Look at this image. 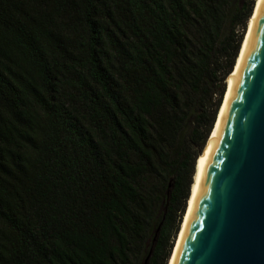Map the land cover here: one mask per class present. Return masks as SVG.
<instances>
[{
	"label": "trees",
	"instance_id": "16d2710c",
	"mask_svg": "<svg viewBox=\"0 0 264 264\" xmlns=\"http://www.w3.org/2000/svg\"><path fill=\"white\" fill-rule=\"evenodd\" d=\"M242 1L0 0V264H168Z\"/></svg>",
	"mask_w": 264,
	"mask_h": 264
},
{
	"label": "water",
	"instance_id": "95a60500",
	"mask_svg": "<svg viewBox=\"0 0 264 264\" xmlns=\"http://www.w3.org/2000/svg\"><path fill=\"white\" fill-rule=\"evenodd\" d=\"M248 25L172 264H264V0Z\"/></svg>",
	"mask_w": 264,
	"mask_h": 264
},
{
	"label": "bare ground",
	"instance_id": "6f19581e",
	"mask_svg": "<svg viewBox=\"0 0 264 264\" xmlns=\"http://www.w3.org/2000/svg\"><path fill=\"white\" fill-rule=\"evenodd\" d=\"M257 2H258V0H257ZM257 2H256V5H257ZM256 5H255V8H256ZM255 8H254V11H255ZM253 14H254V12H253ZM253 14H252V17L250 18L249 22L252 20V18H253ZM248 30H249V25H248L247 32H246V35H245V39H246V36H247ZM245 39H244V41H243L242 48H243V45H244ZM242 48H241V50H240V53H241V51H242ZM239 56H240V54H239ZM238 58H239V57H238ZM237 61H238V60H237ZM236 65H237V63H236ZM235 68H236V66H235ZM234 71H235V69H234ZM234 71H233V73L229 76V78L234 74ZM229 78H228V79H229ZM227 91H228V85H227ZM226 94H227V92H226ZM225 97H226V96H225ZM224 100H225V98H224ZM223 103H224V101H223ZM221 108H222V107H221ZM220 111H221V110H220ZM219 114H220V112H219ZM218 117H219V115H218ZM217 120H218V118H217ZM216 123H217V122H216ZM215 126H216V124H215ZM214 129H215V127H214ZM213 132H214V130H213ZM213 132H212V134H211V137H210V139H209V141H208V144L206 145V147H205V149H204L202 155H201V156L199 157V159L197 160L196 171H195V175H194V179H193V185H192V188H191L190 198H189V201H188V204H187V210H186V213H185V215H184V218H183V221H182V224H181V229H180L179 234H178V236H177L176 244H175V247H174V250H173L172 256H171V258H170L168 264H172V261H173L174 255H175V251H176V248H177V245H178V242H179L180 236H181V233H182V231H183V228H184L185 222H186V220H187V217H188L189 211H190V209H191V205H192V201H193V197H194L195 189H196V186H197V182H198V179H199V176H200V172H201V169H202V166H203L204 160H205V156H206V153H207V150H208V147H209V144H210V141H211V138H212Z\"/></svg>",
	"mask_w": 264,
	"mask_h": 264
},
{
	"label": "rangeland",
	"instance_id": "374dc122",
	"mask_svg": "<svg viewBox=\"0 0 264 264\" xmlns=\"http://www.w3.org/2000/svg\"><path fill=\"white\" fill-rule=\"evenodd\" d=\"M256 2H257V0H243L241 3H244L247 7H249V8H252V14H253V12H254V8H255V5H256ZM249 22V21H248ZM248 22H247V24H246V28H245V30H244V28L242 27V28H239V29H237V34H240V35H243L244 34V36H245V34H246V32H247V28H248ZM245 39V38H244ZM227 79H228V77H227ZM227 79H226V81H227ZM226 84V83H225ZM226 91H227V85H226ZM204 149V148H203ZM187 204H188V202H187ZM187 209V208H186ZM184 218V217H183ZM182 221H183V219H182ZM182 224V223H181ZM180 229H181V225H180ZM179 234V233H178ZM178 236V235H177ZM177 236L175 237V242H174V247H175V244H176V240H177ZM173 253V252H172ZM169 263V262H168Z\"/></svg>",
	"mask_w": 264,
	"mask_h": 264
}]
</instances>
